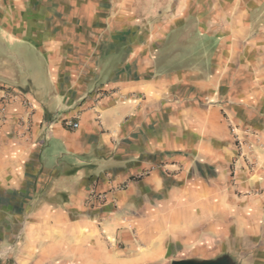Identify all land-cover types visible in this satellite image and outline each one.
<instances>
[{
    "label": "crops",
    "instance_id": "0c3cea01",
    "mask_svg": "<svg viewBox=\"0 0 264 264\" xmlns=\"http://www.w3.org/2000/svg\"><path fill=\"white\" fill-rule=\"evenodd\" d=\"M131 11L119 12L124 21L111 13L106 30L114 47L87 54L78 80L68 84L48 43L11 35L0 18V264H52L72 252L70 229L85 221L87 206L99 205L101 194L127 211L109 212L110 219L121 216L114 219L118 229L125 221L147 228V251L123 262H156L175 247L189 259L211 260L214 240L224 244L237 232L239 261L264 264V122L255 166L239 172L237 190L244 195L223 191L216 208L214 196L188 205L180 195L189 189L178 185L181 161L166 159V127L173 130L170 141L180 140L175 127L197 109V75L160 70L163 55L150 52L160 33L133 21ZM5 12L0 8L4 19ZM253 13V69H244L251 80L239 99L252 101L264 118V5ZM134 29L141 42L133 48ZM209 82L201 87L213 89ZM251 243L252 251L242 249Z\"/></svg>",
    "mask_w": 264,
    "mask_h": 264
},
{
    "label": "rangeland",
    "instance_id": "374dc122",
    "mask_svg": "<svg viewBox=\"0 0 264 264\" xmlns=\"http://www.w3.org/2000/svg\"><path fill=\"white\" fill-rule=\"evenodd\" d=\"M260 4L264 5V0H0V8L6 9L5 19L2 14L0 18L12 28L11 35L32 37L39 44L48 43L51 53L61 59L62 80L66 84L78 80L77 74L86 64L87 54H105L114 47L106 30L108 22L114 21L109 18L111 13L118 12V20L124 21L126 15L119 12L132 8L133 21L149 24L156 37L160 33V40L150 47L152 54L163 55L160 70L191 72L197 75L199 83L197 109L191 117L182 118L180 127H175L180 140L170 141L173 130L166 127V159L181 161L183 176L177 184L189 190H183L180 196L188 205L196 207L211 201L213 196L216 203L223 191L231 197L243 196L244 192L237 190L239 172L255 166L253 155L260 150L257 136L264 118L253 108L252 101L244 105L239 93L251 80L243 72L253 69V62L249 60H253L255 31L251 24L254 7ZM138 32L134 29L128 37L133 48L136 39L141 42ZM209 81L213 89L201 87L202 82ZM182 92L187 95L189 89ZM169 182L167 179L166 193ZM100 198L99 205L87 206L85 221L70 229V236L74 238L68 245L72 252L61 255L52 264H129L123 260L147 251L148 240L144 238L147 228L140 222L125 221L127 226L118 229L114 219L127 211H120L105 195L101 194ZM199 207L205 213V206ZM216 207L220 204L216 203ZM111 211L121 216L112 215L110 219ZM236 233L224 244L220 239L214 240L213 249L217 248L218 252L211 260L189 259L188 254L179 253L180 249L175 247L177 252L161 260H138L136 264L222 258H227L230 264H240L239 258L244 255L238 253L241 247ZM252 246L251 243L242 249L252 251ZM9 263L13 260H7Z\"/></svg>",
    "mask_w": 264,
    "mask_h": 264
},
{
    "label": "water",
    "instance_id": "95a60500",
    "mask_svg": "<svg viewBox=\"0 0 264 264\" xmlns=\"http://www.w3.org/2000/svg\"><path fill=\"white\" fill-rule=\"evenodd\" d=\"M173 264H230L227 258H222L217 261H202V262H197V261H177L174 262Z\"/></svg>",
    "mask_w": 264,
    "mask_h": 264
},
{
    "label": "built area",
    "instance_id": "2783aa9c",
    "mask_svg": "<svg viewBox=\"0 0 264 264\" xmlns=\"http://www.w3.org/2000/svg\"><path fill=\"white\" fill-rule=\"evenodd\" d=\"M76 126V125H75Z\"/></svg>",
    "mask_w": 264,
    "mask_h": 264
}]
</instances>
